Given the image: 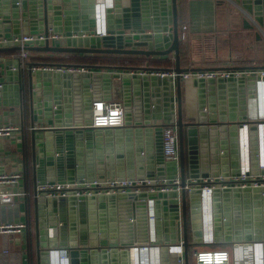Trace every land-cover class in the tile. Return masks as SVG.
Returning <instances> with one entry per match:
<instances>
[{
    "label": "water",
    "instance_id": "1",
    "mask_svg": "<svg viewBox=\"0 0 264 264\" xmlns=\"http://www.w3.org/2000/svg\"><path fill=\"white\" fill-rule=\"evenodd\" d=\"M65 0H0V40L10 41L25 34L34 38L42 35L44 41L28 43V52L61 53L79 55L123 56L145 58L166 57L173 54L175 65L172 71L175 78L150 76L155 70L148 62L143 66H123L115 68L85 67V73L31 72L32 64L27 69L18 67L16 59H0V84L4 76L15 85L4 87L20 90V85L27 79L29 90L32 83L43 81L47 86L36 99L29 97L28 109L32 117L46 113L55 119L50 130L62 131L70 142L67 148L71 155L72 146L82 152L84 131L102 132L81 126V90L90 89L92 100H111L115 84L119 87L120 102L123 106V126L112 130L106 129L104 141L107 143L104 156H101V142L95 149L97 159L105 164L107 177L117 176L151 180L155 174L170 181L179 175L180 187L186 183V176L191 178H227L237 175V133L247 124L249 135L250 175L258 173V135L256 121H246L248 100L255 97L257 81H263L260 71L264 65L248 67H224L220 69H183L179 64V30L176 3L178 0H132L133 12L122 14L120 9L105 7L102 23L115 19L120 30L116 38L112 34L101 37L96 28L91 29L89 22L81 20L76 6L65 7ZM77 2V0H72ZM243 16V27L252 32L258 46L264 49V0H229ZM138 4V11L135 8ZM28 6V7H27ZM19 8L22 9L20 15ZM136 10V11H135ZM107 28V29H106ZM3 29V31H2ZM103 27V31H108ZM24 34V35H25ZM20 50L18 44L10 42L0 45V51ZM116 71L115 73L108 72ZM229 73L228 77L193 78L192 87L196 89L194 117L184 120L183 97L180 74ZM238 73V75H235ZM3 88V89H4ZM5 90V89H4ZM18 97V95H17ZM36 100V101H35ZM186 101V99H185ZM21 101H17L20 103ZM9 104L10 101H9ZM22 103L20 109H22ZM186 106V105H185ZM188 111V107H185ZM64 117L63 122L61 119ZM166 121V122H165ZM264 123V120L261 121ZM166 125H175L178 132L179 160L158 163L159 144L157 136ZM42 130V129H41ZM37 129L31 128L32 146L39 144ZM42 133V132H41ZM73 138V139H72ZM98 140L101 141L100 137ZM184 140L186 149L184 148ZM95 148V145L91 146ZM90 152V151H89ZM88 157V150L86 151ZM81 156V155H80ZM79 156V157H80ZM77 166H81L77 164ZM158 166V172L156 171ZM78 167L77 171L81 170ZM82 172V171H81ZM264 173V170L261 171ZM83 175H79L82 177ZM69 180V178H67ZM65 179V180H67ZM64 181V180H63ZM199 184L191 192L181 190L155 192L138 195L128 193L120 195H98L87 199L81 197L69 199L45 198L33 192V206L36 213V235L38 245L48 228H57L62 237L69 230L65 248L68 250L70 264H130L128 260L131 247L147 245L146 202L154 204V240L151 247L155 250L158 264H189V250L203 245L201 230V208ZM259 187L253 189H213L210 211V234L212 244L234 245L264 242V197ZM88 200L95 204L96 220L93 230L83 228L76 236L74 221L75 205L79 207ZM69 207V219H57L54 213L57 204ZM68 209V208H67ZM54 216V217H53ZM42 231V232H40ZM56 231V230H53ZM40 232V233H39ZM59 233V235H60ZM40 236V238H39ZM52 240V239H51ZM50 240V241H51ZM52 240L50 247L55 245ZM182 242V255L169 251L172 246ZM41 245V244H40ZM44 246V245H43ZM49 251V250H48ZM48 251L41 264H50ZM40 264V261H39Z\"/></svg>",
    "mask_w": 264,
    "mask_h": 264
},
{
    "label": "crops",
    "instance_id": "2",
    "mask_svg": "<svg viewBox=\"0 0 264 264\" xmlns=\"http://www.w3.org/2000/svg\"><path fill=\"white\" fill-rule=\"evenodd\" d=\"M132 0H65V7L68 9L76 6L81 20L89 22L91 29L96 28L97 33L103 37L112 34L116 38L118 25L115 19H111L110 23L105 21L102 23L101 8L111 6L120 9L121 13L131 14L133 12ZM28 7V6H27ZM98 7V8H97ZM178 30H179V64L183 69H220L224 67H248L252 65H264V49L259 47L252 32L243 27V16L229 0H178L176 3ZM138 11V4L135 7ZM72 10V9H71ZM99 12H98V11ZM136 11V10H135ZM20 15L22 9L19 8ZM99 14V15H98ZM100 19V20H99ZM101 26V27H100ZM185 26V29H183ZM103 27H108V31H103ZM99 28V29H98ZM24 26H20L22 35L26 33ZM107 29V28H106ZM3 31V29H2ZM26 35V34H25ZM107 35V36H108ZM117 39V38H116ZM18 52L0 51V59L14 60ZM50 55L54 54L60 57H66L69 54L61 53H42L28 52L29 55ZM85 57H95L100 55H84ZM120 59L124 62L118 67L143 66L148 62L149 67L157 68L153 62L170 59L175 65L173 54L166 57H152L147 60L145 58L123 57ZM156 67V68H155ZM92 68L91 71H94ZM112 69V68H111ZM108 72L115 73L114 70ZM238 75V73H236ZM5 82L0 84V127L10 126L15 128L14 132L9 136H0V176H11L18 174L19 178L16 183L4 184L0 182V225H24L19 232L0 233V264H41L42 258L46 256L49 249L65 248V243L69 236L67 230L65 237H62L57 228H51L47 220L48 228H46V236L38 245L36 235V213L33 206V192L35 187L45 182H59L67 178L73 179L79 175L107 177V169L105 164L108 162L104 159V163H100L97 159L95 149L101 142L102 152L107 143L104 141L106 135L102 132L84 131V139L82 154L76 146H72L71 155L68 149L71 145L66 139V134L62 131L50 130L55 125V119L51 115L44 113L33 115L29 113L28 102L29 97L33 94L36 99L37 95H41L44 89L50 85H46L43 81L32 83V92L29 90L27 79L20 85V90L15 86L13 89H6L16 82H8L4 76ZM6 87V88H4ZM5 90H4V89ZM261 88V87H260ZM117 84L113 86L111 98L120 101V92ZM181 91L183 97L182 115L185 118L194 117L196 109L195 96L196 89L192 87V79L182 81ZM262 94L263 89H259ZM81 113L79 118L81 126L86 127L91 118V102L92 92L90 89L81 90ZM18 95V97H17ZM43 95V94H42ZM186 99V101H185ZM259 99V98H257ZM37 100V99H36ZM35 100V101H36ZM9 101L11 104H9ZM17 101H21L17 103ZM22 105L23 111L20 107ZM186 105V106H185ZM188 107V111H185ZM61 123L64 117L61 119ZM166 122V121H165ZM37 129L36 134L39 144L32 146L31 128ZM42 129V130H41ZM42 132V133H41ZM162 129L159 131L157 141L159 144V153H162ZM100 137L101 141L98 140ZM73 139V138H72ZM95 145V148L91 146ZM109 147V145L107 146ZM88 150V157L86 151ZM90 151V152H89ZM81 155V156H80ZM80 156V157H79ZM158 163H164L163 156L159 154ZM80 164L81 166H77ZM78 167L82 169L77 171ZM82 171V172H81ZM158 172V166L156 169ZM187 178L190 176L187 175ZM68 180V179H67ZM11 196L10 203H4L2 196ZM86 208H80L78 204L75 207L74 221H76V236H80L83 228L88 231L93 230L95 215V204L88 200ZM84 207V206H83ZM68 208V209H67ZM69 207L65 202L57 204L54 209L56 218L59 220L69 219ZM53 216V217H54ZM85 226L83 227V222ZM56 230V231H53ZM42 232V231H40ZM39 232V233H40ZM60 233V235H59ZM68 237V238H67ZM40 238V236H39ZM56 240L55 245L50 247L52 240ZM51 240V241H50ZM41 244V245H40ZM44 245V246H43ZM128 263L133 264L131 258ZM80 264H86V260Z\"/></svg>",
    "mask_w": 264,
    "mask_h": 264
},
{
    "label": "built area",
    "instance_id": "3",
    "mask_svg": "<svg viewBox=\"0 0 264 264\" xmlns=\"http://www.w3.org/2000/svg\"><path fill=\"white\" fill-rule=\"evenodd\" d=\"M108 7V6H107ZM102 8V13H104ZM102 26V25H101ZM185 29V26H183ZM44 41L42 35L34 38L26 34L21 35L19 38L15 37L10 41L0 40V45L3 43L18 44L20 50L15 59L18 62L17 68H12V71L20 68L27 69L26 62L28 59V51L25 50V45L28 43H35ZM31 72H59V73H85V67H47V66H31ZM150 76H157L159 78L171 77L175 78L176 74L168 70H155L149 72ZM236 75V74H235ZM182 81H188L193 78H214L217 76L228 77L229 73L222 72H195L184 73L179 75ZM260 76L264 77V71H260ZM263 89L262 94H259V89ZM259 98V99H257ZM246 121H256L257 135H258V173L257 175H250V161H249V135L247 124H243L237 133V154L238 165L237 175H230L227 182L224 178H186V183L183 188L180 187V178L175 174L172 179L167 180L159 174H155L151 180L135 179L130 177L119 178L114 176L110 177H97V176H82L69 180L59 182H45L36 187L37 196L44 194L45 198L52 197L54 199H79L85 197L91 199L98 195H120L132 193L138 195L140 193L151 194L155 192H166L174 190L179 195L181 190L184 189L187 193L196 189V185L200 190V208H201V230L203 233L202 242L204 246L201 249H195L192 252L193 261L195 264H231V256L238 258V264H264V242H254L248 244H234L231 245V251L225 248L210 247L212 239L209 236L211 229L210 211L212 204V190L219 189H253L259 187L264 189V82L257 81L255 86V97L248 100L247 104ZM123 106L117 100H93L91 102V118L90 122L86 125L87 128L93 130L104 131L106 129H118L123 126ZM15 128L10 126L0 127V136H9L14 132ZM162 156L165 162L178 163L179 160V147H178V132L175 125H166L162 128ZM19 178L18 174L11 176H0V182L4 184L16 183ZM261 196L264 197V190L261 191ZM2 202L10 203L11 196H2ZM146 202V218H147V245L142 247H131L128 249L131 261L133 264H158L154 255L155 250L150 246L154 240V204L153 200L143 199ZM24 225H0V233L19 232ZM182 242L176 246L169 248V251H175L182 255ZM48 256L50 264H70L68 258V250L66 248L49 249ZM235 254V255H233ZM129 258V259H130ZM183 257L178 260V263L183 264ZM233 264H236L234 262Z\"/></svg>",
    "mask_w": 264,
    "mask_h": 264
},
{
    "label": "trees",
    "instance_id": "4",
    "mask_svg": "<svg viewBox=\"0 0 264 264\" xmlns=\"http://www.w3.org/2000/svg\"><path fill=\"white\" fill-rule=\"evenodd\" d=\"M18 54V53H17ZM16 54V55H17ZM29 63L32 66H47V67H91V68H115L124 63L120 56H95V57H85L79 54H69L66 57L56 56L54 54L50 55H29ZM157 68H163L164 70H170L173 67V63L170 59H164L161 61L153 62ZM156 68V67H155ZM184 148L186 149L185 140ZM210 247L225 248L228 245H209ZM200 247V246H199ZM204 247V246H202Z\"/></svg>",
    "mask_w": 264,
    "mask_h": 264
},
{
    "label": "rangeland",
    "instance_id": "5",
    "mask_svg": "<svg viewBox=\"0 0 264 264\" xmlns=\"http://www.w3.org/2000/svg\"><path fill=\"white\" fill-rule=\"evenodd\" d=\"M89 204H88V202L84 205V207H83V209L84 208H86L87 206H88ZM81 208V207H80ZM67 220V219H66ZM83 225V224H82ZM201 248H203V247H198V248H196V249H201ZM228 250H230L231 251V245H228L227 247H226ZM192 252H193V250H189V252H188V255H189V264H195L194 263V261H193V257H192ZM233 255H235V254H233ZM238 258H237V256H235V257H232L231 256V264H233L234 262H236V264H238Z\"/></svg>",
    "mask_w": 264,
    "mask_h": 264
},
{
    "label": "bare ground",
    "instance_id": "6",
    "mask_svg": "<svg viewBox=\"0 0 264 264\" xmlns=\"http://www.w3.org/2000/svg\"><path fill=\"white\" fill-rule=\"evenodd\" d=\"M97 8H98V7H97ZM101 9H102V8H101ZM97 11H98V10H97ZM98 12H99V11H98ZM99 13H101V11H100ZM98 15H99V14H98ZM98 17H99V18H100V17H103V13L101 14V16L99 15ZM99 20H100V19H99ZM100 21H101V20H100ZM100 27H101V26H100ZM98 29H99V28H98ZM238 157H239V156H238Z\"/></svg>",
    "mask_w": 264,
    "mask_h": 264
},
{
    "label": "flooded vegetation",
    "instance_id": "7",
    "mask_svg": "<svg viewBox=\"0 0 264 264\" xmlns=\"http://www.w3.org/2000/svg\"><path fill=\"white\" fill-rule=\"evenodd\" d=\"M85 226V221L83 222V227Z\"/></svg>",
    "mask_w": 264,
    "mask_h": 264
}]
</instances>
